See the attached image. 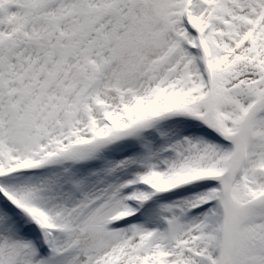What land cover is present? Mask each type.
Returning <instances> with one entry per match:
<instances>
[{
    "label": "snow or ice",
    "instance_id": "6c2138e0",
    "mask_svg": "<svg viewBox=\"0 0 264 264\" xmlns=\"http://www.w3.org/2000/svg\"><path fill=\"white\" fill-rule=\"evenodd\" d=\"M0 264H264V0H0Z\"/></svg>",
    "mask_w": 264,
    "mask_h": 264
}]
</instances>
